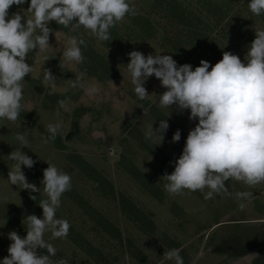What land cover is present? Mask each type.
Segmentation results:
<instances>
[{"label":"rangeland","instance_id":"1","mask_svg":"<svg viewBox=\"0 0 264 264\" xmlns=\"http://www.w3.org/2000/svg\"><path fill=\"white\" fill-rule=\"evenodd\" d=\"M197 1L188 0L191 2V7L196 10L201 8ZM242 4L243 2L235 3L234 7L238 8ZM27 9V3L22 6L13 5L9 10V18L17 12L24 15L25 19L31 18L32 14L25 12ZM203 16H207V13ZM157 20L159 24L157 37L165 34L173 46L180 42L179 48H183L185 57L183 53L166 54L172 55L179 65L189 64V61L184 62L189 55L186 52L195 50L194 47L199 42V38L194 37L196 40L189 44L188 41L193 38V32H188V27L187 30H182L173 27L164 18ZM205 21L204 25L208 23V26L202 25V28L198 29V32L205 36L204 42H200L195 53V56L200 58L198 66L202 59L215 65L222 59L224 51L238 55L244 62L247 48L255 39V31L264 30V17L248 16L245 21L247 31L244 37H237L232 33L220 41L219 27L216 24H210L211 20ZM176 34L178 38L174 39ZM69 37L72 36L65 32H54L50 37L53 48L43 54H38L36 51L32 64L33 72L28 75L39 79L45 87L59 94L60 101H64V107L58 111L44 109L42 95L27 88L28 76H26L22 81L21 103L23 110L31 115L30 119L19 117L15 122L0 119V262L9 255L8 248L11 241L8 239V233L14 230L21 237H25L27 234L22 232L27 227L26 223H23L25 217L35 214L38 218H43L42 209L27 199L26 190L11 185L7 180L8 172L15 163L8 156L12 151L20 149L36 161L32 169L21 167L28 181L40 188V193H37L43 199L47 196L43 191L44 185L37 167L38 160L53 164L59 170L69 174L84 200L90 202L117 225L123 231L124 237L128 235L134 242L137 241V248L144 253V262H141V256H138L141 253H137L136 263L135 258L128 252L116 247L115 240H112L110 236V239L102 240L100 228L96 226V215L85 214L82 210L85 208H80L72 201L61 197L56 216L70 222L94 244L102 246L104 256L109 254V261L113 264H175V260L164 258V253L171 249L180 250L184 264H264V182L250 187L242 181L230 179L225 183L232 195L214 194L213 198L207 200L204 199V193L209 191L207 188L203 192L185 189L179 195L169 194L164 188L166 181L160 178L166 172L171 174L174 171V165L170 162L179 158L189 130L194 128L198 121L188 119L189 110L180 114L174 107L171 110L160 106L159 95L166 89L161 87L160 81L155 76L145 82L150 96L141 101L134 92V85L127 71L126 65L130 62V58L125 50H116L103 41L97 40L98 52L110 60L116 69L114 78L100 79L93 75H85L79 63H64L62 53ZM213 38H216V42L222 44L224 48L213 51L209 47ZM160 43L158 39L150 38L147 42L133 43L131 46L133 50H139L145 56L164 55ZM129 44L123 45L128 47ZM174 50L176 49H172V52ZM43 56H48L50 59L45 61ZM46 68L51 69L52 74L57 78L55 87L51 82L44 80ZM76 77H80V83L84 85V88H70L69 80H75ZM92 86L99 90L88 94L85 89ZM65 89L68 90L65 91ZM152 106H156L157 110L166 114L175 126L173 131H167L161 144H159L158 135H154L151 139V142L158 146L166 157L163 161L157 160L150 152L128 137L129 132L137 133V130L145 134L150 124H153L154 130L159 127V122L151 113ZM153 113L158 114L155 110ZM126 122H129L128 129H124ZM57 123L61 124L57 135L68 146L69 151L61 149V144L58 145L59 141L56 139L49 140L48 143L43 142L42 138L50 135L47 126ZM177 129L181 131V139L178 143H172V136ZM18 133L25 135L29 141L27 147L22 146L15 139ZM124 136L128 139L127 143L122 142ZM123 144L128 145L127 150ZM68 153H79L87 163L100 170L114 185L116 192L126 194L136 206L149 215L154 221V230L143 231L138 225L136 228L135 224L123 215L117 200L103 198L92 190L86 184L82 174L78 172L77 166L72 163V160H68ZM123 153L140 172L146 174L150 181L163 191L162 199L151 195L141 185L140 179L136 180L124 170V166L120 164ZM145 169L148 171L145 172ZM237 191H252L253 197L250 200L237 199L235 196ZM240 204L244 205L243 210L240 209ZM7 213L13 216L15 223H21L24 226L21 231L10 223ZM44 239L57 249V255L52 258L53 262L63 258L67 259L69 264H96L79 251L67 237L53 239L51 231H46ZM171 240L179 244L178 248H174ZM120 246L124 247L125 241ZM38 252L44 255L40 249Z\"/></svg>","mask_w":264,"mask_h":264},{"label":"clouds","instance_id":"2","mask_svg":"<svg viewBox=\"0 0 264 264\" xmlns=\"http://www.w3.org/2000/svg\"><path fill=\"white\" fill-rule=\"evenodd\" d=\"M27 2L0 0V119L12 122L23 110L22 81L33 72V67L26 62L28 53L43 54L53 48L50 44L53 29L48 26L49 22L55 21L71 32L83 28L98 41H110V29L126 15L136 14L129 0H30L25 12H30L31 18L25 19L20 12L9 18L13 5L22 6ZM248 7L254 15H264V0H249ZM66 45L63 62L82 63L81 45L86 48V41L72 36ZM128 56L127 71L141 101L150 96L145 82L155 76L166 89L159 95L160 106L171 110L174 107L180 114L189 110L188 119L198 121L189 130L179 158L170 162L174 171L160 178L166 181L164 188L169 194L179 195L185 189L203 192L207 188L209 191L204 193L207 200L214 194L232 195L225 183L230 179L250 187L264 182V30L255 31L244 62L238 55L224 51L215 65L202 59L200 66L193 70L191 64L179 65L172 55L145 56L133 50ZM43 59L48 61L50 57L43 56ZM44 80L56 86L57 78L51 69H45ZM69 86L84 88L80 77L69 80ZM98 90L95 86L85 89L88 94ZM58 103L59 107H64L63 100ZM60 127V123L49 124L50 135L42 138L43 142L54 141ZM169 127L167 119L160 120L155 130L153 124L148 125L145 140L151 141L158 135L161 144ZM15 139L24 147L29 144L23 134L18 133ZM180 139L181 131L177 129L171 142L178 143ZM8 158L15 163L7 180L11 185L28 190L30 198L37 200L31 193H40V188L28 181L21 167L32 169L36 161L20 149L12 151ZM48 165L43 170L42 180L47 198L39 202L43 218L35 214L25 217V237L14 230L8 233L9 255L0 264H69L63 258L53 262L50 257L57 255V249L44 239V234L51 231L52 238L56 239L66 238L69 233V222L56 218V210L62 194L71 189V176L53 164ZM235 196L250 200L253 192L237 191ZM239 207L243 210L244 205ZM38 249H46L47 254H40ZM164 258L184 264L179 249L165 252Z\"/></svg>","mask_w":264,"mask_h":264},{"label":"trees","instance_id":"3","mask_svg":"<svg viewBox=\"0 0 264 264\" xmlns=\"http://www.w3.org/2000/svg\"><path fill=\"white\" fill-rule=\"evenodd\" d=\"M197 2L201 6V8L198 10L193 9L191 7V2H188V0H129L130 5L135 6L136 14L126 15L121 22H118L115 27L110 29L112 40L103 41V43L108 44L114 49L116 48V50L122 49L121 51L125 50L126 53H130L133 51V47L131 46L133 43L141 44L142 42H147L148 39L153 38L161 41L160 47L164 51L163 53L166 54L170 52L174 55H180L183 53V57H185L183 48H179L180 42L174 44L173 46L170 41L167 40V36L165 34L162 37H157L159 30L157 19L164 18L165 20H168L169 24H171L173 27L181 28L182 30H187L186 28L188 27V32H193V38L196 36V38H199V42L194 47L195 50L193 52H186L189 55L184 60V62L189 61V64L192 65L194 70L195 67L199 65L198 60L200 59L199 56H195V53H197V47H199L200 42H204L205 37L203 34L198 32V29L202 28L205 20H211L210 24H216V26L219 27L218 36L221 37L220 41H223L227 35L232 33L237 37H244L245 32L247 31L245 21L248 16L253 18L264 17V15L256 16L250 11L248 7L249 0H198ZM241 2H243L242 6L240 5L238 8L234 7L235 3L241 4ZM29 3L30 0L27 2L28 6ZM233 8H235V10ZM206 13L207 16L204 17L203 14L205 15ZM48 26L53 29V33L56 31H62L76 37L78 40L84 39L86 41V48L81 45L84 60L82 63H79L83 74L93 75L100 79L115 77L116 69L110 60H108L101 52H98L96 48L97 39L94 36H91L83 28L77 32H71L68 28L58 25L55 21L49 22ZM204 26H208V23ZM207 30H205V33H207ZM38 32L39 31H37V34ZM53 33L50 35V37L53 35ZM132 36L134 38H132ZM176 36H178V34L174 35V39L178 38ZM193 38L189 39V44L190 42L196 40ZM124 43L130 44L128 47H125L123 45ZM209 47L213 49V51H219L221 48H224L222 44L216 42V38L211 40ZM172 49L176 50L172 52ZM35 54L36 51H30L27 55L26 62L30 66L33 64ZM27 88L30 91H35L42 95V105L47 111H58L61 108L59 107L58 103L60 101L59 94H56L49 88L45 87L39 79L28 76ZM151 110L153 117L158 122L163 119L168 120L170 125L168 130L173 131L175 129V126L172 121L169 120V117L163 112L157 110L156 106H152ZM154 110L155 113L158 114H154ZM30 116L31 115H29V113H27L25 110H22L19 117L23 119H30ZM128 126L129 122H126L124 129H128ZM128 137H130L134 142L138 143L144 150L150 152L157 160L163 161L166 158L160 148L151 141L145 140V135L139 130H137V133L129 132ZM56 140L59 141V143H57L58 145L61 144V149L69 151L68 146L64 144L58 135L56 136ZM127 141V137L124 136L122 142L127 143ZM124 144L123 147L125 150H127L128 145ZM68 155V160H72V163L77 166L78 172L82 174L81 176L84 177L86 184L89 185L92 190L97 192L103 198L117 200L123 215L127 220L133 222L136 228L138 225L143 231L154 230V221L149 217V215L136 206L135 202L131 200L126 194L119 191L116 192L114 185L100 170L92 166V164L89 162L87 163L84 157L79 153H68ZM121 158L122 161L120 164L124 166V170L134 176L136 180L140 179L139 182L141 185L144 186L151 195L158 199H162L163 191L157 187L155 183L151 182V179L146 174L140 172L136 165L125 155V153L122 154ZM48 166L49 165L43 160L37 161V167L40 171L41 180H43V170ZM31 195H35L37 200H32L30 198V193L28 190H26L27 199L33 205L39 207V202L43 198L37 192L31 193ZM61 197L65 200L68 199L72 201L80 208H85L82 209L84 210L85 214L88 213L91 215H96V226L100 228V237L102 236V240L110 239L111 237L112 240H115L116 247L122 251L128 252L133 258H135L136 263L137 253L142 254H139L138 256H141L140 261L144 262V253H142L141 250L137 248V241L135 240L134 242V240L128 235H125L124 237L123 231L117 225H115L104 214L93 207L90 202L84 200L81 192H78L75 182L71 181V189L63 193ZM7 217L10 223L14 224L13 226L17 230L21 231L22 228H24L21 223H15V219L9 213H7ZM56 218L60 219L59 216H56ZM69 224L70 229L67 238L78 247L79 251H82L84 254H86L96 264H113L111 261H109V254L104 256V253L102 252V246L94 244L92 240L85 237V235L77 230L70 222ZM22 232L27 234L26 228H24ZM124 241L125 246H120L124 243ZM171 243L174 245V248H178L177 245L179 244L176 243L175 240H171ZM40 251L43 252L44 255L47 254L46 249H40ZM50 258L52 259L53 257Z\"/></svg>","mask_w":264,"mask_h":264},{"label":"water","instance_id":"4","mask_svg":"<svg viewBox=\"0 0 264 264\" xmlns=\"http://www.w3.org/2000/svg\"><path fill=\"white\" fill-rule=\"evenodd\" d=\"M98 133H96V135H97Z\"/></svg>","mask_w":264,"mask_h":264}]
</instances>
